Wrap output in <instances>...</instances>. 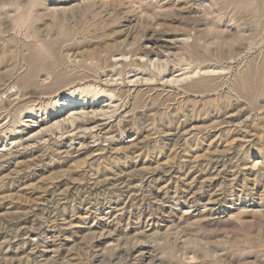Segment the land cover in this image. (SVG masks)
<instances>
[{"label": "rangeland", "instance_id": "rangeland-1", "mask_svg": "<svg viewBox=\"0 0 264 264\" xmlns=\"http://www.w3.org/2000/svg\"><path fill=\"white\" fill-rule=\"evenodd\" d=\"M0 104V264H264V0H0Z\"/></svg>", "mask_w": 264, "mask_h": 264}, {"label": "bare ground", "instance_id": "bare-ground-1", "mask_svg": "<svg viewBox=\"0 0 264 264\" xmlns=\"http://www.w3.org/2000/svg\"><path fill=\"white\" fill-rule=\"evenodd\" d=\"M153 33V32H152ZM156 33V32H155ZM154 33V34H155ZM160 34V33H159ZM155 37H158V36H155ZM161 37V36H160ZM158 43V38H150V39H148L147 40V42L146 43H144L143 44V50H144V52L145 53H147V54H150V53H156V51H155V49H154V44H157ZM165 43L167 44L168 43V41H166L165 40ZM163 44L164 43H162V46H163ZM176 44V43H175ZM160 45V44H159ZM168 45V44H167ZM166 45V46H167ZM165 46V45H164ZM161 50V49H160ZM164 50V49H163ZM193 50V49H192ZM158 51H159V49H158ZM194 51V50H193ZM198 51V50H197ZM161 52V51H160ZM200 53V52H199ZM192 54V53H191ZM156 55V54H155ZM201 56V55H200ZM198 57V56H197ZM46 58V51H44L43 49H41L40 47L37 49V51L35 52V57H34V62L35 61H37V62H40V63H42L43 61H44V59ZM201 58V57H200ZM198 59V58H197ZM199 60V59H198ZM9 80V79H8ZM41 80V79H40ZM44 81V80H43ZM13 83V82H12ZM14 85H17V84H14ZM52 85V84H51ZM185 87H186V85H185ZM2 88V87H1ZM38 92V91H37ZM42 92V91H41ZM45 92H47V91H45ZM49 92V91H48ZM26 94V93H25ZM32 94V93H31ZM34 94V93H33ZM42 94V93H41ZM14 96L15 94H10L9 96ZM30 95V94H29ZM36 95V97L38 96L37 94H34L33 96H35ZM35 97V98H36ZM23 102H24V100H23ZM16 103V102H15ZM31 104V103H30ZM1 105V104H0ZM18 107V106H17ZM17 109V108H16ZM242 112V111H241ZM91 119V118H90ZM65 121V120H64ZM86 122L88 121V119L87 120H85ZM84 121V122H85ZM91 121V120H90ZM230 121V120H229ZM89 122V121H88ZM83 124V122L82 121H77V122H71V124H70V126L71 127H73L72 129H73V131L76 129V128H80V126ZM67 127H68V124H67ZM66 125L65 126H63V129L64 130H66ZM85 127V126H84ZM87 128V127H86ZM62 129V128H61ZM80 132V131H79ZM67 133H69V132H67ZM92 134V133H91ZM82 135V134H81ZM62 136V135H61ZM95 136H96V134H95ZM74 139V138H73ZM88 139V138H87ZM82 143V142H81ZM88 140H87V142H85V144H84V147H87L88 146ZM68 145V144H67ZM83 145V144H82ZM68 148V147H67ZM84 149V148H83ZM15 151V150H14ZM18 151V150H17ZM20 151V150H19ZM83 151V150H82ZM81 151V152H82ZM85 151H86V149H85ZM84 151V152H85ZM23 152H25V151H23ZM22 152V153H23ZM80 152V153H81ZM83 153V152H82ZM19 154V152H14L13 154H12V156H15V155H18ZM70 155V154H69ZM12 159V158H11ZM116 180V179H115ZM105 184V183H104ZM103 184V185H104ZM127 185V184H126ZM112 186V185H111ZM51 213H52V211H51ZM55 213V212H54ZM19 214V213H18ZM52 215H53V213H52ZM22 216V215H21ZM55 216V215H54ZM16 217H17V214L16 215H14V217H11L10 219H13L14 221L16 220ZM17 219H19V217H17ZM49 219V218H48ZM10 221V220H9ZM17 222V221H16ZM5 223V222H4ZM12 223V222H11ZM7 224H8V222H7ZM4 225V224H3ZM13 225V224H12ZM27 226V225H26ZM147 255V254H146ZM129 256V255H128Z\"/></svg>", "mask_w": 264, "mask_h": 264}]
</instances>
